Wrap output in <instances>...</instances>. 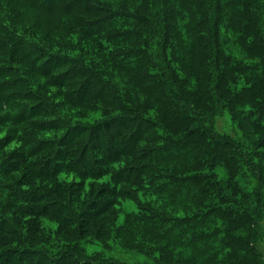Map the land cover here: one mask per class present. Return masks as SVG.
I'll return each instance as SVG.
<instances>
[{
  "label": "trees",
  "instance_id": "trees-1",
  "mask_svg": "<svg viewBox=\"0 0 264 264\" xmlns=\"http://www.w3.org/2000/svg\"><path fill=\"white\" fill-rule=\"evenodd\" d=\"M263 242L264 0H0V264Z\"/></svg>",
  "mask_w": 264,
  "mask_h": 264
},
{
  "label": "rangeland",
  "instance_id": "rangeland-1",
  "mask_svg": "<svg viewBox=\"0 0 264 264\" xmlns=\"http://www.w3.org/2000/svg\"><path fill=\"white\" fill-rule=\"evenodd\" d=\"M229 117H227V120ZM219 127L226 132H229L226 130L227 125L226 123L223 121L219 123ZM261 248L264 252V242L261 244ZM86 249L88 252L93 253V251H95L96 249H94V245H87ZM112 255L115 256L116 258H119L120 260L126 262V263H131V264H137V263H142L143 258H141L139 255H136L135 253L132 252H127L125 250L122 249H114L112 252Z\"/></svg>",
  "mask_w": 264,
  "mask_h": 264
}]
</instances>
